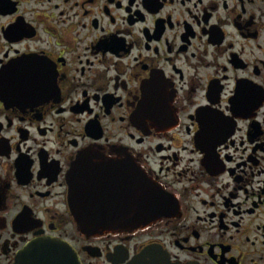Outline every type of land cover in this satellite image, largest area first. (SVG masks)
<instances>
[{"label":"flooded vegetation","instance_id":"flooded-vegetation-1","mask_svg":"<svg viewBox=\"0 0 264 264\" xmlns=\"http://www.w3.org/2000/svg\"><path fill=\"white\" fill-rule=\"evenodd\" d=\"M87 150L175 215L82 232ZM137 261L264 264V0H0V264Z\"/></svg>","mask_w":264,"mask_h":264},{"label":"water","instance_id":"water-1","mask_svg":"<svg viewBox=\"0 0 264 264\" xmlns=\"http://www.w3.org/2000/svg\"><path fill=\"white\" fill-rule=\"evenodd\" d=\"M75 163L68 177L69 203L85 234L129 233L175 215L173 198L134 164L103 162L92 150L85 151ZM151 255L143 253L139 259Z\"/></svg>","mask_w":264,"mask_h":264}]
</instances>
